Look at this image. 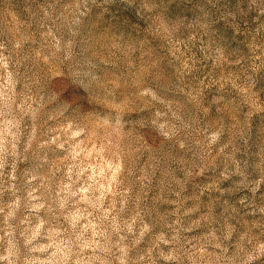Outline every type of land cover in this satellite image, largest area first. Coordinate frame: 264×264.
Listing matches in <instances>:
<instances>
[{
  "label": "rangeland",
  "instance_id": "1",
  "mask_svg": "<svg viewBox=\"0 0 264 264\" xmlns=\"http://www.w3.org/2000/svg\"><path fill=\"white\" fill-rule=\"evenodd\" d=\"M0 264H264V0H0Z\"/></svg>",
  "mask_w": 264,
  "mask_h": 264
}]
</instances>
